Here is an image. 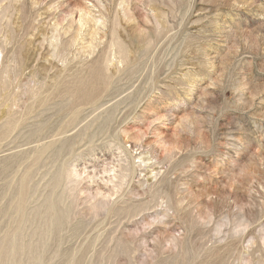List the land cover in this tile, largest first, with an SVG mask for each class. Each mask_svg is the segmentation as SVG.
Listing matches in <instances>:
<instances>
[{
  "label": "rangeland",
  "instance_id": "1",
  "mask_svg": "<svg viewBox=\"0 0 264 264\" xmlns=\"http://www.w3.org/2000/svg\"><path fill=\"white\" fill-rule=\"evenodd\" d=\"M0 264H264V0H0Z\"/></svg>",
  "mask_w": 264,
  "mask_h": 264
},
{
  "label": "bare ground",
  "instance_id": "2",
  "mask_svg": "<svg viewBox=\"0 0 264 264\" xmlns=\"http://www.w3.org/2000/svg\"><path fill=\"white\" fill-rule=\"evenodd\" d=\"M80 15V14H79ZM80 17V16H79ZM83 18V17H82ZM84 19V18H83ZM82 19V20H83ZM81 22V21H80ZM83 22V21H82ZM86 22V21H85ZM86 24V23H85ZM64 167V166H63ZM65 171L66 170H63L60 172V174L58 175L57 179L55 180V183L57 184L58 182H60L62 180V178H65L64 175H65ZM57 175V174H56ZM64 180V179H63ZM65 181V180H64ZM17 190V189H16ZM22 190V189H21Z\"/></svg>",
  "mask_w": 264,
  "mask_h": 264
}]
</instances>
